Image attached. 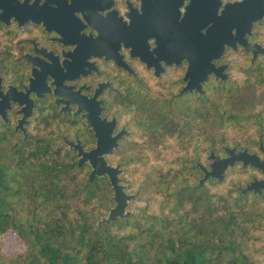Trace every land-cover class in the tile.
<instances>
[{"label": "flooded vegetation", "instance_id": "flooded-vegetation-1", "mask_svg": "<svg viewBox=\"0 0 264 264\" xmlns=\"http://www.w3.org/2000/svg\"><path fill=\"white\" fill-rule=\"evenodd\" d=\"M237 1L0 0V127L23 140L56 141L77 159L72 145L94 148L95 125L104 133L112 129L111 136L120 133L107 160L121 149L130 157L144 148L146 127L169 116L188 122L177 113L207 111L211 95L228 91L238 110L250 111L241 115L248 120L241 126L246 134L241 130L238 137L248 145L214 151L206 143L203 160L192 163V187L218 188L230 178L228 191L261 218L253 235L263 240L253 251L264 254L262 169L237 161L221 180L208 176L198 185L212 170L211 152L224 158L225 148L234 147L264 157V86H252L264 53L252 62V52L240 43L264 46V17L247 28ZM207 42L236 45L221 50ZM233 62L239 69L247 62V70L226 87ZM24 109L30 110L25 132L16 128ZM254 181L253 189H245ZM245 264H264V258Z\"/></svg>", "mask_w": 264, "mask_h": 264}, {"label": "trees", "instance_id": "trees-1", "mask_svg": "<svg viewBox=\"0 0 264 264\" xmlns=\"http://www.w3.org/2000/svg\"><path fill=\"white\" fill-rule=\"evenodd\" d=\"M253 70L252 86H264V67L258 64ZM222 93L211 95L207 111L177 113L188 116V122L169 116L146 127L149 137L142 144L158 157L143 167V183L137 188L145 204L133 216L98 228L95 222L114 204L108 179L90 178L89 166L78 164L56 141L23 140L7 125L0 127V235L11 231L24 245L13 252L0 246V264L260 262L264 254L253 251L261 241L253 235L259 215L227 190L192 187L197 176L188 156L193 140L210 143L214 151L220 144L248 145L222 134L228 126L235 130L237 121L248 120L241 115L250 112L222 107L223 101L234 99V94ZM201 150L203 154L205 145ZM135 156H126L127 163Z\"/></svg>", "mask_w": 264, "mask_h": 264}, {"label": "water", "instance_id": "water-1", "mask_svg": "<svg viewBox=\"0 0 264 264\" xmlns=\"http://www.w3.org/2000/svg\"><path fill=\"white\" fill-rule=\"evenodd\" d=\"M235 4V3H234ZM232 4V5H234ZM237 4L242 8V14L248 18H243L249 25L252 21H257L264 17V0H241L237 1ZM246 50H250L253 54L252 62L255 60L256 56L260 53H264V46L262 47L259 43L250 44L243 40L240 42ZM236 42H207V46L217 47L221 50L225 47L232 46L235 47ZM213 65V64H212ZM225 67V65H224ZM226 75H221L222 79H225ZM23 113L21 119L18 121L17 127H20L23 132H25L22 127V123L25 122V118L30 114L29 109L20 110ZM4 118H6L5 112H2ZM113 124V123H112ZM111 124V125H112ZM95 129V135L97 137L96 144L94 148L85 151L82 149L81 145H72L74 150L77 151V162L82 165L88 163L90 166L89 177H107L110 187L113 191L111 196L114 205L108 209L106 215L101 216L94 224L96 228L103 226L107 223L115 221L117 219H122L128 216H133L136 210L129 209V202L138 197L137 193H129L126 191V185L122 184L120 181L121 164H111L105 157V154L110 152L112 149L118 147V138L120 133L115 136H111V131L101 132L100 128L93 126ZM71 145V144H70ZM227 156L224 158H219L213 152H211L210 157L212 159V170L210 172H205L203 177L200 179L198 185H202L203 181L208 177H215L219 180L223 178L224 170L228 166H232L237 161H242L243 165L250 164L254 167L262 169L264 172V157L260 159L255 154H250L246 150L235 151V148H225ZM259 183H264V180ZM258 184V183H257ZM256 182H251L245 189H253ZM245 191V190H243Z\"/></svg>", "mask_w": 264, "mask_h": 264}, {"label": "rangeland", "instance_id": "rangeland-1", "mask_svg": "<svg viewBox=\"0 0 264 264\" xmlns=\"http://www.w3.org/2000/svg\"><path fill=\"white\" fill-rule=\"evenodd\" d=\"M247 64H248L247 62H245V63L242 62L241 63L242 67H241V69H239L238 63L233 62V64H232L233 67H231V70H230V74L232 76V79L230 81V84H227L226 87H229V86L234 87L236 85L234 83V81L238 80V76L242 77V79H243L244 76H243V74L240 75L239 71L243 70L242 73L246 72L247 69H245L244 67ZM261 65H264V62L263 63L261 62ZM223 93L228 95L227 94L228 92H223ZM223 102H222V104H224V106L222 105V107L239 111L237 103L235 102V99H233L229 102L228 101H223ZM242 122H245V121L240 120V121L236 122L237 124H235L236 125L235 130L232 129L231 126H228L227 128L221 130L222 134H226V136H232V134H233V137H239L241 135L242 131L245 132L244 130H242L245 128L241 125ZM241 126H242V129H241ZM245 134H246V132H245ZM203 138H206V141L209 142L210 136H208V134H205L203 136ZM193 144H194V148L192 150H189L188 156L193 157L192 162L197 160L198 157H199L198 159L200 161H202L203 160V154H201V151H202L201 149L205 145V142L202 141V143H200V142L197 143V142H195V140H193ZM221 145H224V144L217 145L216 149L220 150ZM143 147L144 148H141L142 149L141 152H137L135 154L136 156L134 157V160L130 162V164L127 163L128 158H125L126 156H124V157L121 156V154H123V152H122L123 149H121L117 153L116 157L109 158V160H108L109 163H113V164L116 162H120V164H121V172L119 174L120 179H121L120 182L122 184L126 185V191L127 192L138 194L137 198H135L129 202V209L136 210L135 213H137L139 208L143 207L145 204L144 193L143 194L139 193V191L137 190L138 186H141L143 183L142 180L144 178V173H145L144 170L146 169V168L143 169V167H146L150 164L155 163L156 159L158 157L156 151H154L153 148H146L145 146H143ZM174 153H176V152L174 151ZM132 169H134V170H132ZM231 172L233 173L234 170H231ZM196 175H197V171H196ZM126 176H127V180L124 179V178H126ZM128 177H129V179H128ZM128 180H129V182H132V188L130 187ZM231 185H232V182L227 180L226 182L222 183L218 188L212 187V189L211 188L209 190L206 189V191H215L216 193H220V191L225 192L226 190L228 191V189ZM229 192L234 196V193L232 191H229ZM111 200H112V198H111ZM113 205H111L110 207H112ZM107 212H108V210H107ZM107 212H106V214H107ZM106 214H104V215H106ZM262 240L263 239H261L258 246L261 244ZM0 246H2V248L7 252L19 251V250L24 249V245L17 241L15 234L12 233L11 231H8L7 233L0 235ZM256 254H258V253H256ZM259 255H261V254H259Z\"/></svg>", "mask_w": 264, "mask_h": 264}]
</instances>
